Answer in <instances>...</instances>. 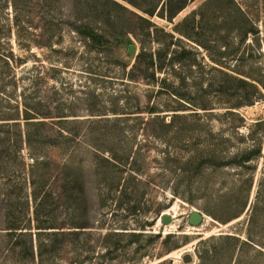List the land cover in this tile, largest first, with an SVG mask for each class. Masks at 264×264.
<instances>
[{
	"label": "rangeland",
	"instance_id": "1",
	"mask_svg": "<svg viewBox=\"0 0 264 264\" xmlns=\"http://www.w3.org/2000/svg\"><path fill=\"white\" fill-rule=\"evenodd\" d=\"M205 1L187 0L171 22L154 15L149 35L135 16L88 1L89 10L80 16L94 29L114 39L120 36V45L97 55L64 29L72 22L68 16L61 17L63 35L55 46L61 52L43 46L45 16L33 2L30 12L25 10L32 18L25 34L12 27L11 34L0 36V52L12 50L21 60L14 65L15 91L0 93V115L13 113L9 107L17 108L22 94L32 104L40 101L38 109L46 118H39L45 125L38 127V137L51 141L40 142L36 151L46 164L33 167L35 159L15 128L0 125V264H184L181 257L186 253L193 256L190 264H204L201 254H207L205 264H264V0H233L244 17L215 25L233 32L227 37L201 34L198 22ZM217 2L223 10L230 8L228 0ZM7 13L0 6V28L11 23V9ZM191 15L198 23L194 40L208 47L197 46V56L187 58L191 72L177 66L175 71H157L154 79L152 70L131 77L140 41L147 53L160 44L169 48L166 54L181 44L195 47L174 29ZM184 24L178 28L186 30ZM207 28L213 25L203 23L202 29ZM216 38L221 42L217 48ZM129 45L136 47L134 55L128 54ZM217 51L235 71L229 73L253 82L259 96L215 69L210 56L217 57ZM116 60L130 65L122 69ZM0 74L4 81L11 75L1 58ZM249 99L251 105L236 109V116L224 114ZM179 102L191 110L180 111L166 126L172 112L164 110ZM153 106L160 110L159 117L148 114ZM201 106L214 112L207 114ZM23 109L18 104L22 124ZM60 120H65L62 125ZM64 136L74 142L68 146ZM258 147L260 154L247 165L213 169L206 162L208 151L230 160L235 153ZM101 148H111L115 160ZM69 176L75 181H68ZM220 194H228L226 212L234 214L245 205L243 212L235 218L207 213ZM193 211L203 215L196 226L189 223ZM166 212L172 219L162 224ZM141 226L142 236L127 235ZM226 234L261 247H235L232 240L218 239Z\"/></svg>",
	"mask_w": 264,
	"mask_h": 264
},
{
	"label": "trees",
	"instance_id": "2",
	"mask_svg": "<svg viewBox=\"0 0 264 264\" xmlns=\"http://www.w3.org/2000/svg\"><path fill=\"white\" fill-rule=\"evenodd\" d=\"M67 1V3H66ZM93 2V0H0V6L2 9H5L6 15H8V10L11 9V23L8 26H5L0 28V36H6L11 34L12 27L15 28L16 33L20 32V29H22L25 32L27 31V27L31 26L32 18L29 17L26 9L28 10V13L30 12L32 8V2L35 4H38L39 7L42 9V13L45 17H42L41 19L44 20V28L46 29V40L43 43V46L49 48L50 50H54L57 52H61V49H57L55 46L59 45L60 40L62 39L63 32L61 33V30L66 29L67 31L71 32L72 34H75V36L81 41V43L84 45V48L88 52H92L97 54H102L103 52L109 51L116 45H120V36L115 39L114 36L110 37L109 34L104 33L103 31H98L97 29H94L91 25V22L88 18H83L80 16V14H85L87 10H89V4ZM95 4L96 2H103L107 5H112L115 8L120 9L121 11L128 13L129 15L135 16V19L144 24L145 30L147 31V35L151 34L152 32L149 31V29L154 24L151 22L150 18L154 15H157L161 18L166 19L167 21L171 22L173 18L186 6L187 0H94ZM229 1V7L226 10H223L217 0H207L205 1L201 7H200V19L199 24L201 25V30L203 35L205 34H211L215 35L216 37L218 35H225L226 37L233 32L230 29H221V25H219V28H216L215 25L217 23H223V24H230L231 18L234 16H238V18L244 17V12L241 10V8L235 4V1L228 0ZM124 3V4H123ZM64 9V10H63ZM139 11L141 14L137 13L136 11ZM3 14V12L1 11ZM146 15V16H144ZM64 16H68V18L72 19L71 24H69L68 27L63 29V26L61 24V17L64 18ZM25 17L27 19L25 20ZM246 17V15H245ZM185 23L186 30H180L178 28L181 24ZM198 23H195L193 15L189 17H185L184 20L181 22L179 26H176L174 29L177 33H179L184 38L192 41L195 43V47L193 46H187L186 44H181L178 46V48H174V51H172L169 54H166L168 51V47L164 49L161 44L158 45L159 48L155 49V52L153 51H147V48L143 41H140L141 49L139 53L136 55L134 63L130 66V76L134 77L137 72H146L149 70H152L151 76L154 79V76L157 74V71L165 70V69H173L178 67H183V69H187L191 72L193 69V65L189 64L187 61V58L190 56L196 57L198 54L197 46L205 49L208 51V47L203 44L202 42H198L197 40H194L195 38L192 36V33L194 29L196 28V25ZM203 23H210L213 25V28H207V30L202 29ZM3 29L5 33H3ZM155 32H157V28H155ZM222 30V31H221ZM237 31V30H236ZM171 39H173L172 34H167ZM115 43H114V42ZM157 42V40H153ZM122 42V40H121ZM127 42L130 44L131 41L128 39ZM181 41H177L179 44ZM216 43V48L221 46V42L219 39L216 38L214 41ZM3 45H0V51H3ZM23 48L30 49V45L28 44H20ZM227 48L228 46L225 45ZM6 54H3L0 52V58L3 60V63L6 64V67L11 72L10 78L7 81H4L3 77L0 78V93H5L6 95H10V93L15 91L17 79L15 78V67L14 65H19L21 60L17 58L12 50H9L8 52H5ZM219 54L217 57L210 56L212 62L215 65V69L222 74L224 77L235 81L236 83L240 84L241 86H246L249 89L253 90L252 94L254 96H259L258 90L253 82H246L245 79H242L239 76H234L233 74H230L229 72H235L229 66H227L226 62L223 60V52L217 51ZM97 58V56H95ZM98 60V58H97ZM115 62L117 65H119L122 69H126L130 62L126 61H118ZM96 62V61H95ZM94 62V64H95ZM55 72H58L57 68H52ZM1 76V74H0ZM185 77V76H184ZM189 76H186L185 78H188ZM255 80V79H254ZM257 81V80H256ZM12 86V87H11ZM9 87L11 88V92L9 91ZM172 87V86H170ZM173 94V93H172ZM2 96V95H1ZM174 96H178V94L174 93ZM10 97V96H9ZM250 97V96H249ZM22 102L21 105L23 106V124L21 121H19L21 114L18 111V104L19 102H16L15 107H9L13 110V113L11 112H3L0 115V125H7L12 126L15 128L16 134L19 137L21 143L24 141V143L27 146V149L30 153V157L35 159L34 166H39V164H46V162H42L40 159V156L37 154V149H39V143L42 142L44 145L46 143H49L48 140H43L40 137H38L40 132L38 131L39 126H44L45 122L40 120L39 118H46V116H43L42 113L39 111V107L41 106V102L37 101L32 104L27 98V95L22 94ZM176 98V97H175ZM11 98H8L9 102ZM252 100H248L247 102H243L242 104H237L236 106L228 107V109L225 111L224 114L236 116V109L240 108L243 105H251ZM189 106L178 103V106L175 108H170L164 111L172 112L170 121L166 126H169L174 122V118L178 117L180 114V111H187L191 110L188 109ZM16 113L14 110H16ZM38 109V110H37ZM195 111L193 114H197L195 108H192ZM199 109L204 110L207 114H212L214 110L212 108L207 107H199ZM210 111V112H209ZM148 114L156 116H160V110H158L157 107H149L147 110ZM16 120V121H15ZM65 120H60L59 124L62 125ZM259 124V122H257ZM33 127H37V129L33 130ZM64 128H61V132H63ZM39 134V135H38ZM64 140L66 141V144L71 145L74 140H72L70 137L64 136ZM76 142V141H75ZM65 142H63L64 145ZM96 145V147L99 148L98 144H93V146ZM101 153L106 152L110 154L114 160H115V154L113 153L111 148H101ZM100 150V149H99ZM214 150V149H213ZM260 154V148L258 147L256 150H248L246 152H239L235 153L233 156H231L230 160L222 159L220 157L222 156H211L210 151L206 154V162L208 165L213 168H224L228 165H231L230 163H233L235 165H247V163H250L254 157L258 156ZM104 160L107 162H110L108 158L103 157ZM121 164V163H120ZM32 167V168H33ZM249 167V166H248ZM65 168V167H64ZM68 181H75V178L72 176H69ZM77 190V189H76ZM73 189V193L76 191ZM202 191V189L197 188V192L199 193ZM75 196H78V194H75ZM210 196V195H209ZM182 198L186 199L188 202L192 203L193 201L191 199H188L184 196H181ZM228 194H220L215 197V208L212 210H207L206 212L212 215L213 217H217L218 213L220 215L226 214V215H235L233 218L239 216L245 207L243 205L239 211H236L234 214H231L233 212L230 209H228V213L225 211L226 207L225 205L227 202L225 200H228ZM231 197V196H230ZM240 196H232V199H238ZM218 209V210H217ZM9 229L15 230L16 227H13V225L9 226ZM79 229H84L86 227L80 226L77 227ZM49 229H54V227H51ZM123 229V228H122ZM140 231L138 232H126L128 233L130 238L136 239L140 236H142L144 233L142 232L144 230V227L141 226L139 228ZM55 233V232H52ZM73 235H76V231L71 232ZM220 240H232L235 243V247L237 246H246L248 244L251 245H259L258 243L253 242L250 240V242L242 241L240 240L239 236L236 235H220L218 237ZM201 261L202 263H206L208 260L206 259L207 254H201Z\"/></svg>",
	"mask_w": 264,
	"mask_h": 264
},
{
	"label": "water",
	"instance_id": "3",
	"mask_svg": "<svg viewBox=\"0 0 264 264\" xmlns=\"http://www.w3.org/2000/svg\"><path fill=\"white\" fill-rule=\"evenodd\" d=\"M136 47L134 45H129L128 54L134 55ZM172 217L169 214L163 213L161 215L160 221L162 224H168ZM203 220V215L199 211H193L189 216V223L193 226L199 225ZM182 262L184 264H190L193 262V256L189 253L184 254L182 257Z\"/></svg>",
	"mask_w": 264,
	"mask_h": 264
},
{
	"label": "bare ground",
	"instance_id": "4",
	"mask_svg": "<svg viewBox=\"0 0 264 264\" xmlns=\"http://www.w3.org/2000/svg\"><path fill=\"white\" fill-rule=\"evenodd\" d=\"M166 214H168V212H166Z\"/></svg>",
	"mask_w": 264,
	"mask_h": 264
}]
</instances>
